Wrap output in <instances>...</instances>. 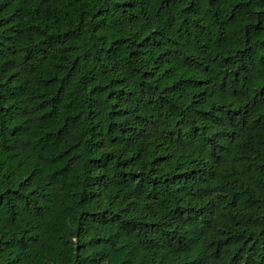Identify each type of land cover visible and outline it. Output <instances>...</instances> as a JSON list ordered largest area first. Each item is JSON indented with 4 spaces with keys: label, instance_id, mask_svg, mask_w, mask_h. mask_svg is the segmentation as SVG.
Here are the masks:
<instances>
[{
    "label": "trees",
    "instance_id": "16d2710c",
    "mask_svg": "<svg viewBox=\"0 0 264 264\" xmlns=\"http://www.w3.org/2000/svg\"><path fill=\"white\" fill-rule=\"evenodd\" d=\"M0 264H264V0H0Z\"/></svg>",
    "mask_w": 264,
    "mask_h": 264
}]
</instances>
